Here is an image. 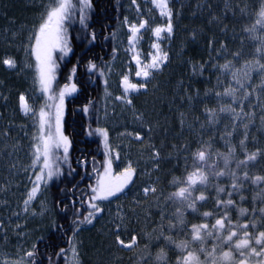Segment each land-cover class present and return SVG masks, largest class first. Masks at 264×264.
I'll return each mask as SVG.
<instances>
[{
  "label": "rangeland",
  "instance_id": "1",
  "mask_svg": "<svg viewBox=\"0 0 264 264\" xmlns=\"http://www.w3.org/2000/svg\"><path fill=\"white\" fill-rule=\"evenodd\" d=\"M140 3L144 6L137 0L135 3L133 0H125L123 17L117 24L114 38L116 55L106 68L107 85L102 95L99 119L100 128L108 133L107 149L103 137L102 145L104 151L108 152L107 159L112 161L111 176L114 178L129 164L136 171L123 192L108 200L94 202L102 211L96 214L92 223L83 226L72 238L67 250L68 264H121L125 253L138 254L135 259L149 254L152 259L148 262L153 264H166L171 257H177L178 260L187 251L196 252L200 259L209 258L208 253L219 257L223 251L229 250L228 246H217L219 242L215 236L208 237L201 245L192 240L191 228L194 224L202 223H208L211 227L215 219L225 211L233 226L249 225L247 231L253 237L252 244L255 243V236L264 230V214L260 212L264 208V179L253 183L257 176L264 178V116L260 122L252 125L250 139L241 140L243 144L238 142L239 153L229 144H226L227 151L213 150L210 145L200 146V140L196 139L202 136L200 133L205 127L214 123V119L201 125L198 123L200 120L191 121L192 118L183 115L179 106H174L176 101L182 105L184 100L178 99L176 92L172 97L164 79L154 76L162 71L167 60L152 71L146 81L133 80L135 67L132 59L135 50L140 61L147 64L149 55L152 54V29L167 24V17L159 16V11L151 0H140ZM170 3L171 0L169 7ZM53 6L55 0H0V242L8 247L0 264H26L25 254L32 250L37 239L46 236L54 226V217L46 198L48 182L46 185L41 182V190L36 197L25 204L37 175H40V162L34 165L33 161L35 147L40 143L42 109L51 115V131L55 133L54 105L59 103L60 90H54V81L53 92L56 99H49L48 95L42 93L37 81L36 61L31 55L35 33ZM151 8L156 14L158 12L161 23H154ZM146 17L150 18L154 26H146L141 30L135 50H130L127 28L133 23L139 25ZM147 32L149 34L145 36ZM163 37L158 43L166 52L167 44L163 43L171 36L164 33ZM143 47L147 49L146 52L141 49ZM61 57L62 53H53L56 64ZM9 58L15 61V68H8L2 63ZM237 72L230 67L231 87H240L237 80H242L244 76H236ZM126 75L140 90L146 91L145 84L148 82L152 86L151 92L137 103L131 98L130 106L127 102L129 100L119 88L120 78ZM246 84L248 86L249 81ZM255 88L258 89L252 85L249 94H254ZM140 92L142 91L136 94L145 93ZM21 94L33 109L27 115H22L18 107V97ZM74 94L75 92L65 96L61 120L63 135L66 100ZM262 110L264 114V106ZM250 123L251 120H248V124ZM137 134L141 139L135 138ZM196 142L199 146H196ZM201 150L207 153L206 164L201 170L208 176V185H197L192 193V199L202 194L206 197L205 201H196L197 211L193 212L187 207V202H182L172 194L186 186L187 176L196 170L194 154ZM58 154L63 156V148L58 150ZM252 154H256V159L248 161ZM241 161L247 163L242 164ZM222 171L228 174L216 175ZM103 173L104 167L99 176ZM232 173L235 174V181ZM245 173L248 179H244ZM99 176L97 175V180ZM234 182L238 184L235 191L232 187ZM96 183L97 181L92 186ZM218 187H223L225 191L218 194ZM145 188H154L155 191L143 194ZM90 193L91 197V189ZM217 199H232L234 205L227 209L218 208ZM86 200L89 205V199ZM240 209L246 210L243 215L240 214ZM204 212H211L213 215L206 218L203 216ZM180 213H183L185 223L171 228L170 225L177 224ZM252 224L256 227L253 228ZM224 234L227 235V232ZM117 236L125 243H130L135 236L136 243L132 249L124 250L118 246ZM166 236L171 238L172 243L164 239ZM242 237L243 230H240L237 238ZM182 242L188 245L183 251L177 247ZM201 246L205 249L204 252H200ZM162 251L165 258L158 260Z\"/></svg>",
  "mask_w": 264,
  "mask_h": 264
},
{
  "label": "trees",
  "instance_id": "2",
  "mask_svg": "<svg viewBox=\"0 0 264 264\" xmlns=\"http://www.w3.org/2000/svg\"><path fill=\"white\" fill-rule=\"evenodd\" d=\"M137 2L144 6L140 0ZM73 3L77 10L67 23L71 51L58 60L54 84L55 91L72 84L77 89L65 105L64 133L70 141L68 162L62 165L59 176L48 181L46 190L54 226L35 241L29 251L34 253L32 257L26 255L28 252L25 254L26 264H66L71 239L88 224L80 221L91 210L86 199L106 157L102 136L96 129L100 128V100L107 83L105 71L116 55L114 35L123 17L125 0H89L86 26L79 22L77 0ZM262 5L264 0H171L173 32L163 43L167 44L168 59L162 71L154 76L164 79L172 97L176 92L177 98L184 100L182 105L176 101L174 106H179L191 121L200 120L199 124L206 125L209 111L215 112L214 123L205 127L202 136L196 139L200 140V146L227 151L229 144L239 153L238 142L248 141L252 125L264 116V70H259L256 64L257 60L264 64V57L257 53L258 47H264V29L256 25ZM151 13L154 23H161L153 8ZM145 19L148 26H154L150 18ZM254 25L256 30L250 31ZM141 49L147 51L145 47ZM90 63L97 66L96 71L88 70ZM224 65L228 68L224 69ZM230 67L238 71L236 76H244L239 80L243 88L231 87ZM252 85L258 89L249 94ZM146 87L149 94L151 83H146ZM228 88L236 89L235 101L231 96H216ZM222 107L234 111L221 112ZM7 248L0 242V260Z\"/></svg>",
  "mask_w": 264,
  "mask_h": 264
},
{
  "label": "snow or ice",
  "instance_id": "3",
  "mask_svg": "<svg viewBox=\"0 0 264 264\" xmlns=\"http://www.w3.org/2000/svg\"><path fill=\"white\" fill-rule=\"evenodd\" d=\"M136 0H133L135 3ZM153 6L158 9L159 15L161 17H167V24L162 26H157L152 29L153 35L156 37L157 41L162 40L163 34L167 33L168 36L172 35L173 24H172V10L169 7L170 0H151ZM79 4V22L81 25L86 26L87 20V9L90 7L89 0H77ZM76 3H73V0H55V6L51 7L46 15L44 21L39 25L38 30L34 36V42L31 45V55L34 57L36 64L35 70L37 74V81L40 85V89L42 93L48 95L49 99L55 100L56 96L53 92V84L56 80L55 72L57 68L56 61L53 59L54 52H60L64 56L68 55L71 51L69 47V42L67 39V23L72 19L73 15L76 13ZM127 22V20L125 21ZM256 25H258L261 29H264V5H262L259 13L258 19L256 21ZM147 26V21H141L139 25L133 23L129 25L130 35L128 37V43L131 46L130 50H134L136 44L139 40V34L142 29H145ZM256 26H253V29L250 31H255ZM93 39L95 37L93 36ZM262 44H264V38H262ZM152 48L155 49L154 54L151 55V63L141 64L139 60V55L137 54L133 58L137 62V72L136 75L138 77H143L147 79L151 75L150 69H158L162 63H164L168 59L167 52L163 51L158 42H154L152 44ZM257 53L264 57V47H258ZM2 63L8 68H15V61L12 59H4ZM256 64L258 65L259 70H264V64H261L259 60H257ZM224 69L228 68V65L223 66ZM97 66L93 63L89 64V71H96ZM76 71L75 67L72 70ZM101 76L104 75L103 72L100 73ZM248 74H245L247 78ZM237 83H240L237 80ZM122 85H124V95L127 96L129 91H137V85L130 83L128 76H124L122 80ZM143 87V85H140ZM240 87L243 88L244 85L240 83ZM76 85L72 84L69 88L68 85H65L63 89H60L58 100L59 103H56L54 106L56 108L55 112V133L51 131V115L45 110H41L40 113V143L35 147V159L33 164L35 165L37 162H40V175H37L36 181L28 193V199L25 201L27 205L32 199H34L37 193L41 190V182L43 184H47L49 180H52L54 177H57L61 174V167L63 164L68 162V153L70 147V141L67 136L63 135L61 120L63 117V108H64V100L66 95H71L76 92ZM235 91L236 89L228 88L225 90L223 95L225 96H233L235 101ZM217 96H220L221 93H217ZM117 99H122V97H117ZM21 110L25 112V114L32 112L33 109L29 106L25 96L22 94L19 97ZM129 104L131 101H127ZM51 107V105L49 106ZM84 111L87 112L88 108L85 107ZM221 112L223 111H234L231 108H221ZM215 112L213 110L209 111L210 121L214 119ZM96 133L103 137V143L105 148L108 147V133L106 130L98 128L96 129ZM136 139H141L140 135L137 134ZM243 144V141H241ZM63 148V156L58 154V150ZM106 159L104 162V173L101 174L97 180L95 186H90L93 195L89 197V207L93 209L90 211L87 216L83 217V220L80 223H92V219L96 216V214L102 211V208L94 203L95 201H103L108 200L110 197L116 196L118 193L124 191V189L128 186V184L132 181L133 175L135 174L136 169L129 164L127 167L123 169L122 172L118 173L114 178L111 176V166L112 161L107 159L108 152L105 153ZM194 159L196 161V170L190 173L186 179V186L180 187L179 190L172 194V196L180 198L182 202H187V207L191 209L193 212L197 211L196 201H205L206 197L202 194L195 199H192V193L196 190L197 185H204L207 187L208 185V176L201 169L204 167L207 161V153L206 151H198L194 154ZM256 154H252L248 157V161L255 160ZM242 164H246L247 161H241ZM225 164H227V160H225ZM226 172L216 173L218 176L227 175ZM234 181L235 174L232 173ZM45 176L47 179H45ZM244 179H248L247 173H245ZM264 179L262 177H255L253 183H259ZM233 190L235 191L238 188V184L236 182L232 185ZM149 191H155L154 188H145L144 192L147 194ZM225 189L223 187L217 188V193H223ZM231 196V193H229ZM243 199V197H241ZM217 207H223L227 209L228 206L234 205V201L232 199H228L227 201H223L221 199H217L216 201ZM179 212V209L177 210ZM245 209H240V214L243 215L245 213ZM260 212L264 214V208L260 209ZM213 213L204 212V217H210ZM75 223V222H74ZM185 223V219L183 213L177 218V224L170 225L171 228L178 227ZM252 227L255 228L256 225L252 224ZM249 228L248 224L236 225L233 226L231 224L230 217L228 212L225 211L222 216L215 219V223L209 226L208 223H202L199 225H192L191 228V237L193 241L200 242L203 245L204 240L208 237L215 236L217 241L219 242L217 246L227 245L229 250L223 251L219 257L213 255V253H208L209 256H212V264H234L233 258V249L239 253V256L242 258L239 261V264H245V261L248 260L251 256L256 257H264V231L259 232L257 236H255V244L260 245V249L257 250L256 247L252 245L253 237L249 234L247 229ZM243 230V237L237 238L239 231ZM227 232V235L224 233ZM234 238H236L234 240ZM166 241L172 243L170 237H164ZM117 242L121 244L123 247L131 248L136 243V237L133 236L130 243H125L123 240L117 236ZM178 248L183 251L188 247L186 242H182L177 245ZM64 249H61V253ZM74 251V250H73ZM205 249L203 246L200 248V252H204ZM215 251V248L213 249ZM28 257H32L34 255L33 252H28L26 254ZM165 254L163 251L157 257L158 260L164 259ZM177 264H202L199 256L194 251H187L186 255H183L182 258L177 260ZM260 264H264V260L260 261Z\"/></svg>",
  "mask_w": 264,
  "mask_h": 264
},
{
  "label": "bare ground",
  "instance_id": "4",
  "mask_svg": "<svg viewBox=\"0 0 264 264\" xmlns=\"http://www.w3.org/2000/svg\"><path fill=\"white\" fill-rule=\"evenodd\" d=\"M158 10V9H157ZM157 14H158V12H157ZM160 16V15H159ZM145 21H146V19H145ZM1 23H2V20H0V26H1ZM147 26H148V24H147ZM159 26H161V25H159ZM153 28V27H152ZM155 28V27H154ZM143 30V29H142ZM127 32H128V34L130 35L131 33H130V31H129V27L127 28ZM152 34H151V36H152V38H153V42H152V44L154 43V42H158L157 40H156V37L153 35V32H151ZM114 37H115V35H114ZM115 44V43H114ZM113 44V49L114 50H116L115 49V45ZM152 44H151V52H152V54H154L155 53V49H153L152 48ZM135 50V49H134ZM137 55V53H136V50H135V55L134 56H136ZM140 60V59H139ZM141 62V61H140ZM148 63H151V55H149V61H148ZM147 63V64H148ZM132 64H133V66L135 67V74H134V77H133V80H134V82H143V81H146L147 79H145V78H143L142 76L141 77H138L137 75H136V72H137V62H136V60L133 58L132 59ZM141 64L143 65V64H145V63H142L141 62ZM161 66V65H160ZM155 70H157V69H150V71L152 72V71H155ZM106 72V71H105ZM126 76H128V75H126ZM124 77V76H123ZM123 77L122 78H120V81H119V88H120V91H121V93L123 94V96L126 98V99H128V100H131V98H132V101L133 102H135V103H137L138 102V100H140L141 98H143L144 96H142V94H136V93H138L139 91H142V92H140V93H143V92H145L144 94H147L148 93V90H147V87H146V84H145V87H146V91H143L142 89L140 90V88H139V86L136 84V83H134L131 79H130V77L128 76V78H129V82L130 83H133V84H136L137 85V91H129V93H128V95L127 96H125L124 95V85H122V80H123ZM107 85V84H106ZM69 86V85H68ZM65 87V86H64ZM63 87H61L60 89H62ZM59 89V90H60ZM104 89H105V87H104ZM104 89H103V91H104ZM76 93V92H75ZM22 95V94H21ZM21 95H19V97L21 96ZM75 95V94H74ZM73 95V96H74ZM102 95H103V93H102ZM102 95H101V100H102ZM19 97H18V107H19V110H20V113L22 114V115H27V114H25V112L24 111H22L21 110V107H20V100H19ZM72 97V96H71ZM26 98V97H25ZM68 98H70V97H68ZM67 98V99H68ZM27 100V99H26ZM100 100V101H101ZM129 106H130V104H129ZM175 119H177V116L175 115ZM95 181H97V179H95ZM94 181V182H95ZM143 194H145V192L143 191ZM118 246L120 247V248H122V249H124V250H130V249H132L133 248V246L131 247V248H126V247H123L121 244H119L118 243ZM66 264H68V260H67V258H66Z\"/></svg>",
  "mask_w": 264,
  "mask_h": 264
},
{
  "label": "flooded vegetation",
  "instance_id": "5",
  "mask_svg": "<svg viewBox=\"0 0 264 264\" xmlns=\"http://www.w3.org/2000/svg\"><path fill=\"white\" fill-rule=\"evenodd\" d=\"M262 231H264V230H262ZM252 245L254 247H256L257 250H259L261 247L260 245H256L255 243H253ZM135 255H138V254L125 253L124 254L125 258H123L124 262L121 264H153L152 262H148L149 259H152L149 257V254H144L143 257L138 258V259L134 258ZM233 258H234V264H239L240 259H242L239 256V253L234 252V250H233ZM168 260H169V262L166 264H177V257H171ZM200 260H201L202 264H212V256H209V258L204 257ZM261 260H264V257L251 256L248 260L245 261V264H260Z\"/></svg>",
  "mask_w": 264,
  "mask_h": 264
}]
</instances>
